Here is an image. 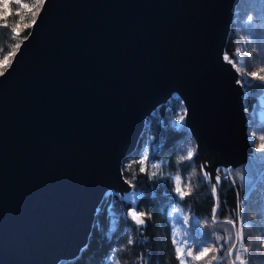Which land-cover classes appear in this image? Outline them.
<instances>
[{"label": "water", "instance_id": "obj_1", "mask_svg": "<svg viewBox=\"0 0 264 264\" xmlns=\"http://www.w3.org/2000/svg\"><path fill=\"white\" fill-rule=\"evenodd\" d=\"M239 1L45 0L0 76V264L75 259L174 95L213 178L248 161L244 93L222 58Z\"/></svg>", "mask_w": 264, "mask_h": 264}, {"label": "trees", "instance_id": "obj_2", "mask_svg": "<svg viewBox=\"0 0 264 264\" xmlns=\"http://www.w3.org/2000/svg\"><path fill=\"white\" fill-rule=\"evenodd\" d=\"M8 2L13 9L17 7L11 0ZM25 2L35 3L36 0ZM233 14L222 58L226 52L233 55L238 47L247 51L255 47L257 51L252 53L251 70L264 75L259 72L264 67V0H240ZM248 16L253 17L250 24ZM5 19L12 25L18 17L11 11L0 16V47L4 49L0 51V59L9 50V46L21 43V39H11L16 34L11 33L10 28L3 27ZM31 19V14H27V20ZM30 30L26 29L20 36L28 37ZM248 60L249 57L245 56V61ZM259 83L253 80V84ZM262 94L263 90L253 88L248 89L244 96L246 116L249 117L247 129L256 141L264 135V122L256 118L258 99ZM184 110L183 103L174 95L166 105L159 107L146 119L135 151L123 160L121 166L124 180L130 181L135 187L128 183L131 190L122 195L107 192L97 208L85 247L75 259L60 261L58 264H111L110 254L119 248L124 249L116 252L121 264H141L137 260L141 255L148 264H179L172 243L173 231L178 233L177 239L184 238L185 232L208 233L207 241L213 244L216 234H232L234 237L235 232L241 228L244 243L251 245L248 252L250 264H264V244L259 242L264 239V152L262 157L249 156L245 164L231 171L219 167L216 173L221 180L213 196L211 184L204 180L200 171L203 165L196 153L194 139L184 126ZM180 116H183L182 122H178ZM189 150H194L192 159L181 161V157H186ZM145 153L148 158L141 165ZM153 163L160 167L152 168ZM141 167L145 168L144 172L140 171ZM152 172H156L157 176L149 179ZM176 175L181 176V186L185 192L191 188V194L183 200L175 192L176 185L171 179ZM133 192L140 193L136 197V207L145 213L142 219L146 227L143 230H138L128 215L132 207L130 194ZM241 202L240 215L237 216V204ZM217 203L218 222L213 225L212 209ZM175 209L180 211L174 212ZM185 217L190 218L188 224H185ZM227 218L234 219L235 229L223 223ZM197 221L202 227H197ZM130 236L135 241L133 245H128ZM227 247L220 255L227 251ZM192 264H204V261H193Z\"/></svg>", "mask_w": 264, "mask_h": 264}, {"label": "snow or ice", "instance_id": "obj_3", "mask_svg": "<svg viewBox=\"0 0 264 264\" xmlns=\"http://www.w3.org/2000/svg\"><path fill=\"white\" fill-rule=\"evenodd\" d=\"M11 3L17 5L15 9H13L8 2V0H0V16H3L5 12H14L18 19L12 24L9 25L7 19L3 24L4 28H10L11 33L16 35L12 36L11 39H21V43H17L9 46V50L3 55L2 59H0V76L4 75L7 69L13 63L14 58L18 54L19 49L21 48V44L23 40H26L27 37H21L20 33L24 32L26 29L33 27L36 23L39 12L42 9V6L45 4V0H36L35 3H27L25 0H11ZM31 14V21L27 20V14ZM253 17L248 16L249 24L252 22ZM31 35V33H29ZM3 47H0V51H3ZM257 49L254 47L251 51L244 50L242 48H237L233 55H229L227 52L224 54L223 59L226 63L230 64L232 68L236 71L237 75L240 79L236 80V83L241 87H246L248 89L260 88L264 90V75L258 74L256 71L251 70V57L252 53L256 52ZM241 52H243V56L249 57V60L246 62L241 56ZM246 69H248L246 71ZM259 72L264 73V67L259 69ZM249 77L251 79H249ZM253 80H258L260 83L253 84ZM186 114V113H185ZM183 121V116L178 118V122ZM260 143L257 145V150L264 151V135L258 137ZM251 142V141H250ZM194 155V150H189L186 157H181V161L184 159L191 160ZM148 154H144V159L140 161V164L143 165L145 160H147ZM160 165L155 163L152 164V168H159ZM206 165L201 166L200 171L203 173V178L205 181H208L211 184V191L213 196L217 193V186L220 184V175L217 174L214 178L212 175L205 171ZM141 172L145 171L144 167L140 168ZM195 175V172H193ZM157 176L156 172H152L149 174V179ZM175 182V192L179 195L180 199L183 200L186 195L191 194V188H189L188 192H185L182 188V178L180 175H176L175 177H171ZM191 180V177H189ZM214 180V182H213ZM125 183H129L130 181H125ZM184 187H189V185H184ZM140 193L133 192L130 194L132 196L131 204L132 207L128 211V215L131 217L132 221L138 226V230H143L146 225L144 219L142 217L145 216L144 212H140L137 210V199L136 197ZM243 202L237 204V216L240 215V208ZM219 208V203H217L216 207L212 209V224L215 225L218 222L217 211ZM180 209H175L174 212H179ZM149 218H151L149 216ZM189 217H185V224H188ZM225 224L232 225V228L235 229L236 225L234 223L233 218H227L223 221ZM197 227H202L199 225V222H196ZM129 232L132 231L131 228L128 229ZM178 233L173 231L172 233V243L175 246L176 259L179 261V264H192L193 261L200 262L204 261V264H224L227 261V264H250V258L248 256L249 249L251 245H246L244 243L243 238V228L235 232L233 237L232 234H228L225 236H221L220 234L215 235V241L213 244H210L207 241L208 233L204 232H195V233H184V238L177 239ZM259 239V238H258ZM191 240V243L189 242ZM223 240L221 244L220 241ZM259 242L264 244V239H260ZM135 241L131 238L128 239V245H133ZM227 247V251L224 252L223 255H220L222 250ZM123 248H119L116 251L110 254L111 264H121L120 259L117 257L116 252L123 251ZM258 251V249H257ZM141 264H148L147 260L144 259V256L141 255L137 258Z\"/></svg>", "mask_w": 264, "mask_h": 264}, {"label": "rangeland", "instance_id": "obj_4", "mask_svg": "<svg viewBox=\"0 0 264 264\" xmlns=\"http://www.w3.org/2000/svg\"><path fill=\"white\" fill-rule=\"evenodd\" d=\"M241 56L243 57V59L245 60V56H243L242 52H241ZM238 79H240L239 76H237ZM250 79V77H249ZM242 90H243V93H244V96H245V93L247 92L248 88L246 87H242ZM245 108V106H244ZM245 116H246V108H245ZM249 117L246 116V119H247V123L249 124ZM256 118L261 121V122H264V90H263V94L262 96H260V98L258 99V108H257V113H256ZM255 138L253 137V134L252 132H250L248 129H247V140H248V144L250 145L251 147V154H250V157H260L261 154L264 152V151H259L257 150V145L260 143V141H256L254 140ZM251 141V142H250ZM260 155V156H259ZM262 157V156H261ZM224 169H229L230 171L232 170L231 167H226ZM205 170V169H204ZM206 171V170H205ZM217 175V173L215 174V176ZM131 190V189H130Z\"/></svg>", "mask_w": 264, "mask_h": 264}]
</instances>
